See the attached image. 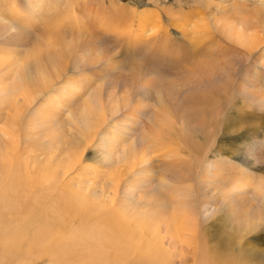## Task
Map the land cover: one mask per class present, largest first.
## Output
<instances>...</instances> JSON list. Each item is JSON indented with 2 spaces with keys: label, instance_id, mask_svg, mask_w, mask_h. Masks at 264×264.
<instances>
[{
  "label": "rangeland",
  "instance_id": "374dc122",
  "mask_svg": "<svg viewBox=\"0 0 264 264\" xmlns=\"http://www.w3.org/2000/svg\"><path fill=\"white\" fill-rule=\"evenodd\" d=\"M33 1L0 0V192L5 201L4 208L0 207V236L13 237L20 230L19 221L36 204L35 193L32 198L29 189L27 193L18 191L21 185L26 188L29 180L33 181L32 170L40 178L38 171L47 175L64 171L68 167L65 163L82 153V134L95 127L93 123L99 122V127L82 156V161H89L82 164L87 171L76 176L87 182L82 187L91 190L104 185L106 178L111 180L113 171L102 167L114 159L108 147H114V152L131 143L136 149L144 133L154 132L149 163L140 166L135 176L124 177L120 186V192L129 188L132 201H144L160 191L161 178H168L162 172L164 162L175 159L195 163L191 153L188 159L176 142L182 147L179 138L188 136L187 131L196 129L206 116L214 125L223 122L220 130L226 136L221 139V156L211 153L219 148L217 138L195 156L200 175L207 172L210 176L213 170L208 165L224 163L215 170L219 176L210 187H217L219 196L222 189L231 187L239 196L235 197L239 207L240 203L247 204L244 209L248 216L234 222L227 215L226 201L214 194L216 201L198 208L199 223L216 232L223 229V220V234L251 221L255 223L254 232L245 237L241 249L264 251V197L257 191L264 181V0H47L36 12L31 10ZM41 80L48 83L47 87ZM218 87L223 90L218 92ZM109 91H115L118 107L109 108ZM126 91L131 102L121 109L124 104L118 99ZM146 93L148 97L142 101ZM195 94L210 95L208 106L197 110L202 113L200 120L187 119L192 109L178 111L181 102ZM162 102L168 106L166 112L159 107ZM86 106L95 112H87ZM216 115L220 116L215 123ZM227 125L234 131H224ZM91 131L88 133L94 134ZM246 133L249 137L244 136ZM109 140L114 145H109ZM178 171H173L175 178ZM192 184L203 188L199 182ZM19 197H25L23 202L30 206L18 202ZM56 213L62 218L60 223L51 215V220L43 224L49 243L25 254L22 264H51L53 258L48 251L69 234L68 229H59L67 221L68 211ZM193 252V248L188 252L184 248L181 254L173 252V264L180 263L181 258L174 257L177 255L193 264Z\"/></svg>",
  "mask_w": 264,
  "mask_h": 264
},
{
  "label": "bare ground",
  "instance_id": "6f19581e",
  "mask_svg": "<svg viewBox=\"0 0 264 264\" xmlns=\"http://www.w3.org/2000/svg\"><path fill=\"white\" fill-rule=\"evenodd\" d=\"M45 1L47 2V0H34L33 2H31V10L35 12L38 11V9L41 8L42 4ZM71 6L72 4H70L68 7ZM57 24L58 23H56V25ZM221 72L223 73V71ZM215 74L217 73H214V75ZM218 74L220 75L221 73L219 72ZM40 83L46 87L48 85L45 80H41ZM115 88L116 87H114L112 90H114ZM222 88L220 87L219 89L218 87L217 91L219 92L223 90ZM217 91H215V93ZM204 92L206 94L207 91ZM218 94L216 93L217 105H220ZM108 95H111L107 96L108 98L106 97L107 99H110L109 103L111 102L110 106L108 104L109 108L118 107L120 105V102L114 99L116 97L115 91H111ZM207 96L202 94L196 95L192 99L190 98V100L188 101H186L185 98L186 102H181L178 111L180 112V110L192 109V114L190 113L187 119L193 118L196 120H200L202 118V113L197 110L208 106L210 95L209 97ZM130 97L131 95L127 91L124 95H122V97H119L118 100H121V103L124 104L121 109L127 108L130 105ZM146 97H148V93L144 94L141 97V100H146ZM212 97L213 96H211V98ZM111 99H113L114 102L111 101ZM213 99L216 101V98L213 97ZM159 107L164 110L163 112H166V110L168 109V106L164 102H162ZM86 108H88L87 112H89V110L91 109L89 106H86ZM109 112H111V110H109ZM112 112L110 114H112ZM115 112H118V109L114 110L113 114H117ZM88 115L90 114H87V116ZM219 116L220 115H216V117L214 118L215 123L216 119H218ZM231 117L232 116L230 115V118ZM86 120H84V122H86ZM208 120H206V116H204V119L200 121V123H197L198 125L196 124V129L193 128L192 130H188V136H181L182 138H179L181 144L183 145L182 147H179V143L176 142V146H178L177 148L184 150L186 154L185 156H187V158L191 153V156H193V158H195L196 160L193 161L195 163L192 162L193 165H189L184 162L185 160L178 161L175 159L174 161L170 160L168 162H164L163 164L165 167L162 172L164 176L168 178H161V188H159L160 191H156L155 193L147 196L144 201H141V199L138 198L132 201L129 197L132 194L127 190L129 188L125 187V190H123V192H120V186H122L124 177H126L127 175H131L132 177L135 176L137 173H139L138 169L140 166L149 163L150 154L154 149L152 146V141H154L155 139H151L154 132H152V134L144 133L142 137L143 142L141 144L139 143V146L136 147V149L134 147V145L136 146V144L132 146L131 143H129L125 147H122L120 145L121 149L119 151L114 150V152L112 151L114 147H108V150L109 152L111 151L110 154L112 157L114 156V159L110 162H104V165H102V167L105 166V168H107L108 170L113 171V173L109 174L111 180L106 178L104 185H97L98 188L96 190H91L87 186L82 187L87 182L85 183L83 182L84 180H78L76 176L81 175V173L86 170V168L82 166L84 162L82 161L83 151L88 150V143H90L91 140H94L93 138L95 136L96 129H98L99 127V122H96L97 124L93 123V126L95 125V127L91 126V128H89L82 134L81 142L83 148L85 147L84 149L82 148V153L80 152V154L76 156V158L65 163L66 165H68V167H65L64 171L61 172L58 170L55 173L53 171H50L48 172V175L44 172L38 171L40 176H42L40 178L39 176H36V171H34L33 173L32 170V173H30V175L33 176V181L29 180V178L27 179L29 180V184L26 185V188H21L22 185L18 188V191L23 193L26 192V189H29L27 190V192L29 191L28 193L31 194L32 198H34L35 193L36 204L35 206L33 205L34 207L30 206L29 203H26L25 205V202H23V200L26 201V198H18V202H20L23 206H26V208L28 207V205L30 206L29 211L24 216V218L19 221L20 224H18L20 225V230L15 232L13 234V237L8 236L4 238L3 236H0V264H22L23 256L25 254L34 253L35 249L41 248V245L49 243V235L43 228L45 227L43 226V224L46 225L45 223H48V221L51 220V215L55 217L53 218L55 219V221H59L60 223L61 220L59 219L62 218H60V214L56 212L62 209H66L68 211V218L63 225H59V229H68L69 234L67 237L62 239L60 244L55 246V248H53L52 250L48 251V254H50L49 256H52L53 258L51 264H69V262H71V264H173L172 253L178 250L177 254H181L182 249L184 250V248H186L187 252L191 248H193V264H264V251L255 250L254 247H243L241 249L242 242L244 241L245 237L248 234L250 235L255 229V223H251V221L247 223H240L239 228L233 229V227H231L232 229L230 228L229 231L223 234L222 231L225 230L226 226V223L223 220V229H220L216 232H211L210 226H204V224L202 225V223H199L200 218L198 208H203L206 205H211V200L216 201V199L213 197L215 196L214 194H216L219 199L222 198V201H226L227 215L228 217H231L234 222H238L240 218L248 216V210L244 209L247 204L245 205L243 203H240L241 206L239 207L237 199L235 198L239 196L234 195L231 187L230 189L227 188L226 191L222 189V196H219L217 194L219 193L217 187H210V184L214 183L215 181L214 177H216V175L218 174L215 173V170H220L221 168L219 167L224 166V163L217 164L214 162L211 165H208L211 166L210 169L213 170L210 176H208L207 172L200 175V171L198 170L199 165L197 163L198 157L195 156L197 154L199 155L200 151L202 152L203 150L207 149V147L209 146L208 144H210V142H212V140L216 138L219 142V144H217V148L219 147L220 150L219 148V151L211 149L208 150H211L212 154L213 152H215L216 154L213 156L218 157L221 156L220 154H222V152L224 151L222 150L221 143L223 140L221 139H224V136H226V134H224V132H221L220 125L224 126L225 124L223 125V122L220 125H218L219 123H216L215 125L217 126H215L214 122H209ZM226 120L227 119L225 118L224 122H226ZM100 121L102 120L100 119ZM157 123H159V121ZM227 126L229 127H225L224 131H234L235 128L233 129L231 125ZM91 130H94V134L92 135L88 133ZM256 130L257 129L254 128V131ZM199 132H201V135H198ZM250 133L252 134V132ZM250 133H246L244 136L249 137ZM155 134H157V132ZM179 135H181V133L178 134V137ZM191 136L193 138L196 137L200 142L194 140L193 138H191ZM155 138H157V136H155ZM157 139L161 140V138ZM219 139L221 141H219ZM122 142H125V140ZM108 144L114 145V142H111L109 140ZM159 144L161 143L159 142ZM225 146L228 147L226 144ZM206 152H204V155L206 154ZM254 156L255 155H253V158ZM253 160L254 162H256L255 159ZM191 161L192 160H190L189 162ZM244 161H246V159ZM86 162H89L88 159H85L84 163ZM255 164L256 163H254V165ZM46 168L50 169V167ZM96 168L98 169L99 167ZM206 168L208 167H205V169ZM90 169H93V172L95 171L94 167ZM169 170H179L180 172L178 171L179 173H177V177L175 178L173 171L171 173L169 172ZM198 171L199 174H197ZM29 172H31V170ZM218 176L219 175H217V177ZM17 179L19 178L17 177ZM37 180L38 183H36ZM192 182L201 183V186L203 185V188L201 187V190L198 188H194ZM263 182H261L262 184L259 183L260 185L257 187V191L259 195L262 194V196L264 197ZM128 184L130 185V183ZM1 189L0 191L2 192ZM1 192L0 207L4 208L2 202L4 203L5 201L4 196ZM58 194L60 196H58ZM233 197L235 200L233 199ZM37 200L39 201V204H37ZM28 201L31 202L29 199ZM1 224L2 223L0 215V226ZM35 225V229L30 228ZM164 242H166V245H164ZM245 242H243V244ZM24 243L26 245L23 247ZM179 246H181V250L178 249ZM236 246H238V248ZM246 246H249V244ZM68 251H70L72 254H65ZM80 253H84L85 255H80ZM174 257L181 258L179 264H188V261L185 257L182 258L181 255H177Z\"/></svg>",
  "mask_w": 264,
  "mask_h": 264
}]
</instances>
